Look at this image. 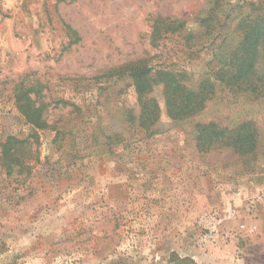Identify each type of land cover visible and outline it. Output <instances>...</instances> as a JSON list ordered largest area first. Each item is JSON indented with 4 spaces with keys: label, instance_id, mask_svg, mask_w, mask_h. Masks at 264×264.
Returning a JSON list of instances; mask_svg holds the SVG:
<instances>
[{
    "label": "rangeland",
    "instance_id": "obj_1",
    "mask_svg": "<svg viewBox=\"0 0 264 264\" xmlns=\"http://www.w3.org/2000/svg\"><path fill=\"white\" fill-rule=\"evenodd\" d=\"M263 1L223 0L201 46L214 0H0V143L35 150L24 169L0 162V264H264V100L217 88L192 120L162 110L145 137L125 120L129 80L110 74L143 61L196 86ZM156 17L182 27L152 47ZM21 83L41 89L47 129L17 109ZM152 96L163 105L160 87ZM208 122L253 124L257 158L200 151L194 127Z\"/></svg>",
    "mask_w": 264,
    "mask_h": 264
},
{
    "label": "trees",
    "instance_id": "obj_2",
    "mask_svg": "<svg viewBox=\"0 0 264 264\" xmlns=\"http://www.w3.org/2000/svg\"><path fill=\"white\" fill-rule=\"evenodd\" d=\"M222 2L214 0L211 11L200 20L203 31L199 45L203 37H209L218 25L216 10ZM261 4L264 6V1ZM179 22L163 17L153 19L151 46L157 47L168 35L178 33L182 27ZM236 30L240 35L239 41L228 52L221 67L205 72L196 86L189 84L187 72L173 70L164 64L148 66L143 61H137L111 71V75L127 78L134 92L137 109L136 112L131 109L126 111V122L142 131L145 137H151L156 134L162 110L170 121L192 120L213 99L217 88L227 91L234 98L248 94L255 100H264V12H249L239 20ZM158 87L161 88L163 105L152 96ZM14 93L17 109L25 119L37 129H47L45 104L38 102L41 93L39 86L25 87L21 83ZM69 106L78 109L74 104ZM194 128L197 148L203 152L211 149L230 150L241 157L255 159L261 149L259 134L250 122H242L233 128L220 126L216 122L197 123ZM56 135L58 138L60 133L56 132ZM28 144V138L20 141L14 137L0 143L1 166L7 171H11L12 165L24 169V163L20 162L21 153L28 146L27 153H35Z\"/></svg>",
    "mask_w": 264,
    "mask_h": 264
}]
</instances>
